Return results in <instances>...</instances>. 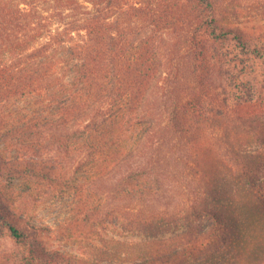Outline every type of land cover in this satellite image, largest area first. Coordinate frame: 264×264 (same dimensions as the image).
Instances as JSON below:
<instances>
[{
  "label": "trees",
  "instance_id": "obj_1",
  "mask_svg": "<svg viewBox=\"0 0 264 264\" xmlns=\"http://www.w3.org/2000/svg\"><path fill=\"white\" fill-rule=\"evenodd\" d=\"M235 3L0 0V103L48 97L58 72L74 74L71 88L49 96L60 116L35 128L73 129L86 157L78 170L90 173L93 220L140 238L105 239L93 245L105 255L81 264H264V173L253 156L264 150V129L242 112L264 104V82L243 80L236 68L243 59L264 62V43L247 38ZM146 29L152 36L141 37ZM184 59L185 87L177 78ZM164 143L198 185L176 213L141 208L160 193ZM212 153L220 169L211 173ZM224 161L235 170L231 181ZM3 212L0 203V226L28 243ZM24 261L59 264L57 254L35 248Z\"/></svg>",
  "mask_w": 264,
  "mask_h": 264
},
{
  "label": "rangeland",
  "instance_id": "obj_2",
  "mask_svg": "<svg viewBox=\"0 0 264 264\" xmlns=\"http://www.w3.org/2000/svg\"><path fill=\"white\" fill-rule=\"evenodd\" d=\"M38 4L41 5L36 8L38 12L46 9L42 3ZM235 8L239 13L238 23L247 32V38L253 43H264V0H236ZM48 15L42 12L41 18ZM147 36H152L149 30L141 31V37ZM2 45L0 40V47ZM166 50L162 48L160 53H167ZM243 60H246L244 64H236V68L244 72L243 80L264 82V62ZM188 69L184 59L177 77L183 86L191 79ZM74 77L67 71L58 72L52 79L48 97L47 94L24 96L0 103V203L8 223L15 224L31 237L28 243L20 244L0 226V264H25L24 257L33 248L57 254L59 264H81L94 254L105 255L93 249V245L104 247L105 239L140 240L132 234L123 235L121 228L93 220L90 173L85 167L78 170L80 160L86 157L76 151L73 129L64 130L58 125L50 129L35 128L39 119L55 120L60 116L56 102L49 96L61 93L63 87L71 88ZM242 112L257 120L262 125L257 124L258 127L264 129L262 102L244 104ZM172 145L164 143L160 146L159 170L166 172L161 176L160 193L149 203L145 202L141 206L143 209H165L176 213L190 205L192 195L198 189L197 181L193 182L186 164L179 160V151ZM255 150L256 147L250 152ZM260 155L262 158L257 159ZM253 156L257 168L264 173V150ZM208 164L211 173L220 169L213 153ZM224 165L226 170L223 172L231 181L235 170H231L229 161H224Z\"/></svg>",
  "mask_w": 264,
  "mask_h": 264
}]
</instances>
